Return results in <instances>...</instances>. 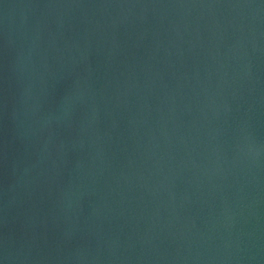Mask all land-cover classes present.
<instances>
[{"label": "water", "instance_id": "water-1", "mask_svg": "<svg viewBox=\"0 0 264 264\" xmlns=\"http://www.w3.org/2000/svg\"><path fill=\"white\" fill-rule=\"evenodd\" d=\"M0 264H264V0H0Z\"/></svg>", "mask_w": 264, "mask_h": 264}]
</instances>
